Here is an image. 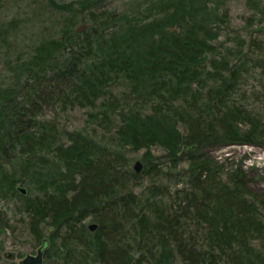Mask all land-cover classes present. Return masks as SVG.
Returning a JSON list of instances; mask_svg holds the SVG:
<instances>
[{"label":"trees","instance_id":"16d2710c","mask_svg":"<svg viewBox=\"0 0 264 264\" xmlns=\"http://www.w3.org/2000/svg\"><path fill=\"white\" fill-rule=\"evenodd\" d=\"M183 1L191 4L193 0ZM185 17V14L172 16L171 23L176 21L178 27L165 30L161 41L148 45L153 60L146 59V65L134 67L128 59L130 50L122 48L117 56L120 64L111 58L100 59L99 72L104 69L106 74L90 72L83 67L87 53L77 49L91 48L92 37L87 30H72L75 35L69 38L60 34L48 39L43 52L46 58L38 65L17 66L28 72L33 101H18L15 93L20 87L7 93L13 102L7 101L8 106H4L7 114L1 116L0 152L4 159L9 153L11 158L43 152L53 157L30 163L27 160V166H23L25 175L35 177L37 183L41 174L47 177L34 197L28 187L27 194L20 192L17 178L5 168L6 160L1 157L0 181L23 194L26 201L23 212L33 231L50 222L55 234H66L63 238L58 236L63 247L67 241L81 243L82 233L90 235L91 244L81 243L86 250L80 257L82 262L74 264H143L144 258L147 264H180L178 256L182 264H264V198L260 199V193L251 188L253 179L243 167L226 171L208 153L215 145H263L256 119L248 120V124L240 105L225 102L235 88L233 81L243 64L217 57L216 47L210 45L217 36L206 21H201L203 26L191 21L186 25ZM145 25L150 30L155 28L151 23ZM137 26L136 32L140 33ZM164 34L169 38L163 42ZM229 73L226 81L222 76ZM120 74H126L134 87L141 84L143 77L154 93H159V106L151 114L120 113L116 142L113 136L109 141L99 140L76 130H64V136H59L57 125L38 119L39 108L31 110L37 105L35 99L41 97V91H46L51 101L67 102L76 93L94 102L105 93L110 78L116 81ZM110 105L113 103L104 104L106 116L116 111ZM179 121L186 127L184 133ZM153 144L163 145L174 156L173 162L184 159L188 163L181 172L185 178L182 186L179 188L180 182H175L173 188L167 186L169 194L173 192L176 196L178 208L158 198L165 194L161 189L155 191V181L151 190L154 195L140 203L141 194L129 187L130 178L125 176L139 179L146 169L142 173L129 169V174L119 169L127 150L150 148ZM180 152L186 156H180ZM53 158L62 170L58 174L46 171ZM154 158L151 150L143 155L148 166H155ZM122 166L131 165L125 160ZM88 216L98 224L93 233L82 224ZM6 219L0 211V228L6 227ZM58 237H45L42 243L47 239L48 246L50 243L55 246ZM60 254L63 264H73L69 246L60 250Z\"/></svg>","mask_w":264,"mask_h":264},{"label":"rangeland","instance_id":"374dc122","mask_svg":"<svg viewBox=\"0 0 264 264\" xmlns=\"http://www.w3.org/2000/svg\"><path fill=\"white\" fill-rule=\"evenodd\" d=\"M86 6L89 7L86 8ZM183 8L184 12L181 11ZM76 9L79 11H74ZM74 12L76 14H73ZM184 14L187 18L186 25L188 21H191L193 24L203 26L201 21L204 20L213 34H216L217 38L210 41V45L216 47L217 57H227L233 63L243 64L241 72L233 81L235 88L225 102L228 105L232 103L240 105L245 120L256 119L255 123L263 136V139L259 141L263 145H215L209 148L208 153L212 159L217 160L218 166H224L226 171L234 170L237 166L243 167L253 179L251 188L260 193L259 197L263 199L264 0H193L191 4L183 0H0V120L1 116L7 114L4 110V106H8L7 101L13 102V99L9 97L11 95L7 97L8 92H13L11 89L16 90L15 87H20L15 93L18 101H33L31 90H29L31 79L28 72L26 68L17 69V66L38 65L41 59H45L46 54L43 52L47 49L46 42L51 36L61 34L69 38L75 35L72 30L89 31L93 42L92 47L88 50L82 46L77 49L87 53L83 59V67L96 74H106L104 69L102 73L99 72L102 69L97 61L105 58L109 61L111 58L120 64L121 61L117 56H119L118 50L122 48L130 50V52L127 51L130 57L126 56L125 59H130L134 67L146 65V59L152 61L153 57L150 55L152 50L148 49V45H156V41H161L160 36L165 30H174L178 27L176 21L171 23L172 16L178 18L183 17ZM147 23L154 24V30L148 29L145 25ZM137 24L140 27V33L136 32ZM80 36L83 40L84 37ZM168 38V35L164 34L162 41ZM114 47H116L115 50ZM60 60L63 64V59L60 58ZM51 74L48 73V76ZM120 76L116 81L110 78L107 90L94 102L82 99L76 93L67 102L63 99L51 101L46 91H41V94L39 92L41 97L35 99L38 100L37 105L31 110L39 108L38 119L42 122L52 121L57 125L59 130L56 132L59 136H64V130H76L90 134L99 140L109 141L113 136L116 142L118 125L121 124L120 113L124 116H129L128 114L132 111L151 114L159 106V93H154L155 91L145 83L143 77L140 80L141 84L134 87L126 74H120ZM222 77L228 81L230 73ZM99 81L103 82L100 78ZM186 97L189 98L187 95ZM106 102H112L113 105L110 106L116 107V111H110L108 116L103 113ZM184 116L187 117V115ZM247 123L249 124V121ZM178 126L183 133L186 131L182 121H179ZM242 127L246 128L247 125L242 124ZM149 150L155 157V166H148L143 160V155ZM11 154H6L4 159L0 152L1 159L4 162L6 160L5 168L17 178L18 186L28 187L33 191L31 196H36L40 192L39 185L47 180V177L41 174L37 183L35 177L25 175L23 166H27V160L29 163L36 159L46 161V156L52 158L53 154L43 152L36 156L19 157L18 155L13 158ZM179 155L186 156L184 152H180ZM126 156L119 163L122 173L126 170L128 173L129 169L135 172L134 166L139 159L143 161L144 170L146 169L139 179H132L131 176L124 174L126 179L130 178L129 187L141 194L140 203L144 204L147 198L154 195L151 190L156 184L155 191L161 189V192L165 194L158 198L163 203L175 205L178 208L176 196L173 192L169 194L167 186L173 188L175 182H180L179 188L182 186L185 178L181 172L184 166H188L187 161L180 159L181 161L177 163L173 162L174 156L172 157L161 144H153L150 148L140 150L129 149ZM125 160H128L131 166H122ZM47 167V172L53 170L58 174L62 171L54 158ZM20 192L16 189L12 190L6 182L0 181V211L7 216L6 227L0 228V264H18L27 254H35L45 237L62 236L63 238L66 235L65 233L55 234L50 222L48 226H41L36 232L33 231L28 225L29 219L26 213L23 212L26 201ZM182 198L185 200L186 196L183 195ZM141 208L143 206L138 209ZM96 222L88 216L83 219L82 224L85 223L87 230L93 233L95 230L92 231L89 226ZM64 230L65 228L62 232ZM41 233L44 235L42 238ZM75 235L79 236L77 233ZM82 236L81 243H92L93 239L90 235L82 233ZM56 239L55 246H51L50 243L47 247L43 264H63V254L58 255V252L65 251L68 246L71 252L69 258L72 259L73 264L82 262L80 257L86 250L81 246L80 241H67L66 247H63L62 239L59 237ZM127 242L131 244L129 240ZM143 246L146 245L143 244ZM146 250L148 251L147 247ZM145 257L148 259V254H145ZM177 259L180 264L183 263L180 256ZM145 260L144 258L143 264L148 263Z\"/></svg>","mask_w":264,"mask_h":264},{"label":"water","instance_id":"95a60500","mask_svg":"<svg viewBox=\"0 0 264 264\" xmlns=\"http://www.w3.org/2000/svg\"><path fill=\"white\" fill-rule=\"evenodd\" d=\"M143 162L142 160H137L136 163H135V171L137 173L141 172L142 171V168H143ZM18 188L21 190V192L23 194H27V188L26 187H21V186H18ZM90 229L92 231L96 230L98 228V224L97 223H92L90 224ZM48 247V240L46 239L43 244H41L38 249H37V252L35 254H27L25 257H23L18 264H43L44 263V255H45V251Z\"/></svg>","mask_w":264,"mask_h":264}]
</instances>
